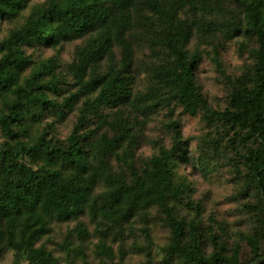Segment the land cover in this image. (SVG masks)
Instances as JSON below:
<instances>
[{"label":"trees","instance_id":"obj_1","mask_svg":"<svg viewBox=\"0 0 264 264\" xmlns=\"http://www.w3.org/2000/svg\"><path fill=\"white\" fill-rule=\"evenodd\" d=\"M193 176L232 184L249 224L209 211ZM133 255L264 264V0H0V262Z\"/></svg>","mask_w":264,"mask_h":264},{"label":"rangeland","instance_id":"obj_2","mask_svg":"<svg viewBox=\"0 0 264 264\" xmlns=\"http://www.w3.org/2000/svg\"><path fill=\"white\" fill-rule=\"evenodd\" d=\"M81 41H77L74 43L67 44L63 50V57L69 60L74 54L77 45L80 44ZM53 51L47 50L45 51V55L48 56L52 54ZM227 64L230 68L234 69L237 65L242 63V60L239 58L238 53L236 51V47L234 46L228 54H226ZM216 72L215 67L210 60H206L203 62L199 69V78L200 81L204 84L205 91L209 96L210 100L215 104H224V89L216 80ZM181 120L184 126V135L186 137H192L198 135L202 131V124L199 118H195L189 115H182ZM73 123V119L68 122V127ZM68 127L65 125L61 127L62 134H65L68 130ZM150 134L155 136L161 134L158 129L157 124H153L150 129ZM197 140L193 141V145L195 146ZM145 154H150L151 150L148 146L143 148ZM194 180H196L199 194H205L207 192L212 193V200L209 202V211H216L220 217L226 218L230 222H240L242 227L249 224L248 220L245 218V215L239 210L241 201L238 199H232V195L234 194V187L230 183L216 181L213 180L211 183L205 182L198 176H193ZM154 236L156 242L158 244H164L167 240V232L165 229L160 227L154 228ZM143 261L142 256L133 255L131 257L132 264H137ZM0 264H11V260H7L5 262H0Z\"/></svg>","mask_w":264,"mask_h":264}]
</instances>
